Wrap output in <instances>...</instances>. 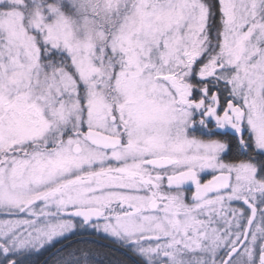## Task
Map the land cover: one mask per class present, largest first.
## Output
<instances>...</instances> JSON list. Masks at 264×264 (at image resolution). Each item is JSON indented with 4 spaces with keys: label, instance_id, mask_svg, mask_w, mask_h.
Listing matches in <instances>:
<instances>
[{
    "label": "snow or ice",
    "instance_id": "obj_1",
    "mask_svg": "<svg viewBox=\"0 0 264 264\" xmlns=\"http://www.w3.org/2000/svg\"><path fill=\"white\" fill-rule=\"evenodd\" d=\"M0 264H264V0H0Z\"/></svg>",
    "mask_w": 264,
    "mask_h": 264
}]
</instances>
